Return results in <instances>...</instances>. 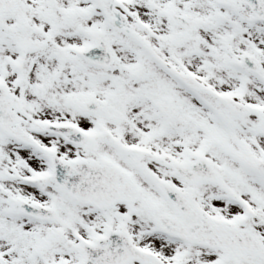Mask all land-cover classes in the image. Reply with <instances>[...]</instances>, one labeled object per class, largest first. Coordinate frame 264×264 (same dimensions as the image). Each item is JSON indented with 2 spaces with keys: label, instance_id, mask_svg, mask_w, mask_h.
Wrapping results in <instances>:
<instances>
[{
  "label": "snow or ice",
  "instance_id": "1",
  "mask_svg": "<svg viewBox=\"0 0 264 264\" xmlns=\"http://www.w3.org/2000/svg\"><path fill=\"white\" fill-rule=\"evenodd\" d=\"M0 264H264V0H0Z\"/></svg>",
  "mask_w": 264,
  "mask_h": 264
}]
</instances>
